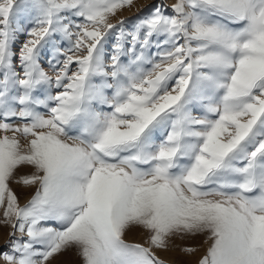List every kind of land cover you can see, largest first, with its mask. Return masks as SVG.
Returning <instances> with one entry per match:
<instances>
[{
	"label": "snow or ice",
	"instance_id": "snow-or-ice-1",
	"mask_svg": "<svg viewBox=\"0 0 264 264\" xmlns=\"http://www.w3.org/2000/svg\"><path fill=\"white\" fill-rule=\"evenodd\" d=\"M133 3L0 0L2 264H264V0Z\"/></svg>",
	"mask_w": 264,
	"mask_h": 264
},
{
	"label": "rangeland",
	"instance_id": "rangeland-1",
	"mask_svg": "<svg viewBox=\"0 0 264 264\" xmlns=\"http://www.w3.org/2000/svg\"><path fill=\"white\" fill-rule=\"evenodd\" d=\"M161 0H134V3L131 7H126L123 10H121L118 14L116 19L119 18H130L134 19L137 16H143L147 14V9L151 7L153 4L160 3ZM162 2L166 5H171L175 3V0H162ZM23 39V37H21ZM47 68V65H45ZM30 169L22 168L20 169L19 174H22L24 172H28ZM14 191L16 192L17 196L19 197V202L21 206H23L28 199H30L31 195L34 192V189H24L16 184L12 185ZM7 228H0V250L2 251H8V248L5 246V239L7 237ZM146 233H144L140 229H135L132 232H129L125 239L129 242H135V243H143L145 239ZM176 244H187L192 246H197L200 248V251L195 256H185L182 254L179 249L177 248L175 251H169V252H160L158 255L162 259L165 260L166 264H196V261L200 257V255L203 254L204 247L201 246L203 241L202 239L197 240H188V241H175ZM60 262H65V264H78L77 258L72 254H66L64 256L58 257L56 261H53V264H60ZM2 264V262H0Z\"/></svg>",
	"mask_w": 264,
	"mask_h": 264
}]
</instances>
